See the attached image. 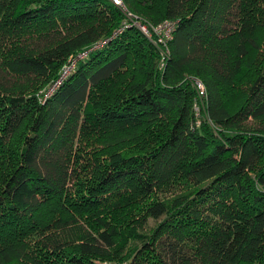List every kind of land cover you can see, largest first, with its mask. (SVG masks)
Wrapping results in <instances>:
<instances>
[{"label":"trees","instance_id":"16d2710c","mask_svg":"<svg viewBox=\"0 0 264 264\" xmlns=\"http://www.w3.org/2000/svg\"><path fill=\"white\" fill-rule=\"evenodd\" d=\"M123 2L0 0V264H264V0Z\"/></svg>","mask_w":264,"mask_h":264},{"label":"rangeland","instance_id":"374dc122","mask_svg":"<svg viewBox=\"0 0 264 264\" xmlns=\"http://www.w3.org/2000/svg\"><path fill=\"white\" fill-rule=\"evenodd\" d=\"M144 32V30H143ZM146 33V32H145ZM167 53V51L165 52ZM84 53L80 54V56H82ZM264 55V42L261 46V48L259 49V51L256 52V59L257 61L262 59V56ZM259 63V62H258ZM197 80V79H195ZM204 100H201L200 97L197 100V103H199V105L201 106V102ZM203 104V103H202ZM204 107V105H202ZM199 116L201 115V110L198 111ZM201 123V121L199 122V124ZM94 137L91 134H84L83 138L81 140L82 144H86L87 148H86V154H91V155H97L99 156V144L95 143V138H91ZM87 171L85 170H81V174H80V178L83 179L86 177ZM84 181L86 180H82L81 182L84 183ZM82 185V184H81ZM186 187V183L184 182V179L182 176H178L176 179H174L173 182L166 184L165 186L161 187L160 189L157 190V192L155 193V197L159 198V197H169V196H173L175 193L177 192H181L182 190H185ZM133 207V206H132ZM131 207V208H132ZM137 217V219H144V209L142 207V205H137L136 208L133 210V212H129L126 211L125 213H123V219H127L130 218L131 216ZM102 264H108L106 263H102ZM110 264H114V263H110Z\"/></svg>","mask_w":264,"mask_h":264},{"label":"built area","instance_id":"2783aa9c","mask_svg":"<svg viewBox=\"0 0 264 264\" xmlns=\"http://www.w3.org/2000/svg\"><path fill=\"white\" fill-rule=\"evenodd\" d=\"M116 5L124 6L123 0H111ZM128 17L132 20L133 24L137 25L139 28L144 30L148 36L150 35H157L159 37V41L162 43H165L168 39L172 37L173 33V23L172 21L165 20L158 24H152V26H149L147 24H144L137 16H133L130 12H126ZM75 65V64H74ZM74 65L65 67L63 70V76L64 74L68 73L71 67L73 68ZM196 90L198 92V96L201 100H205L208 98V92L205 83L197 79L194 81Z\"/></svg>","mask_w":264,"mask_h":264}]
</instances>
